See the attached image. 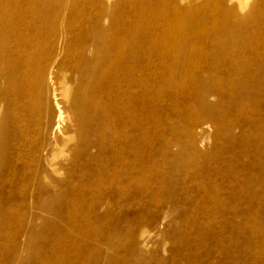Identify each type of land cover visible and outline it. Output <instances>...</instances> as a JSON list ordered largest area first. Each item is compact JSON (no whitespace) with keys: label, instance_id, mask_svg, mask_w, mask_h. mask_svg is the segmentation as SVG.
Segmentation results:
<instances>
[{"label":"rangeland","instance_id":"obj_1","mask_svg":"<svg viewBox=\"0 0 264 264\" xmlns=\"http://www.w3.org/2000/svg\"><path fill=\"white\" fill-rule=\"evenodd\" d=\"M161 1L163 8L140 12L132 6L142 0H70L80 10L110 11L113 21L125 22L138 39L157 21L160 34L146 41L142 54L155 56L159 47L170 45L169 32L189 39L190 55L210 53L209 59L192 56L186 73L173 72L175 54L143 72L157 77L148 90H159V97L152 105L154 121L146 124L139 196L74 200L77 193L70 194L69 185L77 183L78 174H70L69 164L81 151L63 149L56 161L60 177L28 153L40 146L50 156L52 146L65 142L75 130L78 92L89 93L97 73H110L111 66L97 59L94 29L80 27L52 40L47 26L31 22L28 32L15 37V54L23 61L41 53L50 66L44 72L42 130L36 132L35 118L20 119L19 134L31 142L21 153L12 120L0 113V264H264V0H248L243 10L229 0H176L180 13L191 14L180 20L168 17L172 1L156 0ZM225 13L230 20H249L226 30L242 47L234 53L235 43L219 40ZM141 14L154 17L136 28ZM159 15L166 18L155 20ZM229 55L232 63L223 62ZM219 81L224 94L212 87ZM167 82L180 85L166 93ZM101 97L107 100L106 94ZM58 108L60 132L54 130ZM99 161L83 157L78 166L98 169ZM28 167H43L45 178L33 184L23 180ZM95 173H84L90 176L89 192L97 189ZM55 177L62 187L52 186ZM44 190L59 197L36 195ZM29 193L35 196L28 199Z\"/></svg>","mask_w":264,"mask_h":264},{"label":"bare ground","instance_id":"obj_2","mask_svg":"<svg viewBox=\"0 0 264 264\" xmlns=\"http://www.w3.org/2000/svg\"><path fill=\"white\" fill-rule=\"evenodd\" d=\"M10 1L0 0V113L13 122L18 135L17 149L19 152L21 153L22 149L30 146L31 143L19 134L22 123L20 119L23 117L35 118L36 132L39 133L42 130L40 120L44 108L42 88L45 81L44 72L49 68L50 62L41 53L38 56L28 54L23 61L19 55L15 54L17 47L15 37L23 34L22 30L28 32L31 22L47 26L46 36L52 40L62 39L65 31H79L77 29L80 27L87 28L88 31L94 29L92 34L95 45L100 51L97 53V59L102 66H111L110 73L108 75L97 73L93 85L88 88L89 93L78 92L74 103L75 130L65 142L52 146L50 156L43 154L40 146L38 149L34 148V151L29 149L28 153L32 154L35 160L41 159L50 168L51 174L60 177L61 173L56 168V161L63 149L68 147L71 152L78 149L81 151L73 156L69 164L73 168L70 174H78L77 183L69 185L71 187L70 194L77 193L73 195L74 200H81L87 196L98 198L106 195L108 198L121 199L141 195L145 183L143 167L146 162L142 149L146 148L144 137L149 135L146 124L150 125L154 121L155 110L152 105L159 97L157 94L159 90H148L150 86L153 88L157 83V77H150L143 72L149 73L150 69L156 67L157 62L162 64L164 63L162 59L170 54H175L170 60L173 72L186 73L194 64L190 61L192 56L209 59L210 53H202V50H199L190 55L192 50L189 39L182 36L181 33L175 37L174 33L169 32L166 34V38L170 45L159 47L155 56L148 50L146 54H142L141 51L146 41L160 34L157 21L151 24L153 25L152 29L147 31L143 38L138 39L135 35H131L129 31L131 28L125 22L113 21L110 11L104 13L102 9L80 10L74 8V5L70 4V0ZM170 1L173 4V13L168 16L169 18L191 19V14L180 13L176 8V0ZM231 1L236 2L240 10L248 5V0H229V2ZM163 5L164 1L158 3L156 0L153 2L152 0H142L140 4H133L132 7L133 11L141 12L163 8L166 4ZM65 12L69 13L67 18ZM141 15L143 17L139 20L136 28H140L152 20L150 14ZM221 17L226 25L223 27L226 29L220 32L219 40L237 42L236 39L233 40V37H236L235 33L226 30L231 28L233 23H236L237 26L247 25L249 20H234L231 16L232 20H230L226 13ZM164 18L166 15L162 17L159 15L154 19L159 21ZM199 34L200 32L197 31L195 36L200 37ZM241 37L242 35H240ZM237 44L230 47L231 52L234 53L242 49L240 44ZM230 58V55L227 58L222 57V61L232 63ZM178 85L180 84L176 82H167L164 88L165 92L171 91ZM212 87L218 88L216 92L218 94L226 93L225 85L220 81L214 83ZM67 91L65 90V92ZM103 93L107 96V100L104 102L101 97ZM147 105L149 107H146ZM145 108L148 110L144 111ZM206 108L212 107L206 106ZM57 113L55 131L60 130V122L63 121V112L58 108ZM146 113L148 114L147 118L145 117ZM1 126L0 123V142L2 138ZM151 136H155V133H152ZM153 138L156 140V137ZM188 146L195 147L194 142L188 141ZM148 147L149 145H147ZM83 157L95 162L100 160L99 162H103V165L98 169L89 166L80 168L79 161ZM90 171L96 172L94 177L97 189L95 192H89V188H86L90 176H85L84 173H90ZM46 173L47 171L43 167L34 169L28 167L24 174L26 179L23 180L33 184L32 182L37 181L38 178L44 179ZM56 177L50 179L52 186L62 187V180ZM103 187L107 188V193L102 192ZM53 191L44 190L37 192L36 195L50 199L58 198L59 196ZM34 196L35 194L29 193L27 198L32 199Z\"/></svg>","mask_w":264,"mask_h":264}]
</instances>
